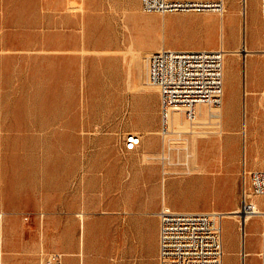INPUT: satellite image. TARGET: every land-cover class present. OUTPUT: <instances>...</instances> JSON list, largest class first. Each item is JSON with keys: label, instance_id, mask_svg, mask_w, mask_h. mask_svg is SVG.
Instances as JSON below:
<instances>
[{"label": "rangeland", "instance_id": "374dc122", "mask_svg": "<svg viewBox=\"0 0 264 264\" xmlns=\"http://www.w3.org/2000/svg\"><path fill=\"white\" fill-rule=\"evenodd\" d=\"M125 1L128 8L124 0H0L2 264H36L10 255L9 236H88L89 194L76 192L74 179L83 180L90 165L98 169L105 163L99 154L126 152L128 134L155 140V148L149 149L154 154L128 152L129 162L158 168L167 180V197L181 210H240L244 190L250 193L244 161L248 172L264 168L260 1L224 0L223 14H144L137 0ZM166 36H176L167 41V48H221L227 53L223 122L215 116L220 110H212L210 124L200 129L215 132L222 123L221 136L193 138L191 132L179 135L176 130L164 139L160 134V93L148 82L150 54L131 70L129 39L149 52ZM115 40L111 48L96 47ZM102 61L109 62L110 73L119 72L118 81L111 83L109 72H101V81L94 75L95 64ZM110 85L116 88L115 96L104 90ZM175 121H180L179 115ZM184 123L191 131L185 118ZM192 151L200 160L189 158V165L199 164L203 172L186 165ZM164 169L172 175H164ZM108 196L112 201L117 194ZM251 200L264 210V198ZM235 220L236 225L223 220L224 264L236 263L231 252L238 247L241 226ZM262 230L264 217L256 216L246 225L245 253ZM52 252L57 251H46Z\"/></svg>", "mask_w": 264, "mask_h": 264}, {"label": "crops", "instance_id": "0c3cea01", "mask_svg": "<svg viewBox=\"0 0 264 264\" xmlns=\"http://www.w3.org/2000/svg\"><path fill=\"white\" fill-rule=\"evenodd\" d=\"M259 1V16L262 21L261 0ZM137 2L139 5L140 0H137ZM122 5L128 8L125 0L122 2ZM176 36H166L160 47L149 52L137 49L135 44L142 46V43H136L133 38H130L129 51L132 54L131 70H133L136 63L145 59V54H151L161 49H172L167 48L165 45L168 40L176 39ZM116 41L97 43L96 47L100 49L111 48L115 45ZM174 50L194 51L198 49ZM134 53H139L141 58L135 59ZM247 56L245 57V61ZM93 69L94 75H98L99 81H101V72L103 71L102 74L104 72L110 73L111 65L108 61H102L96 63ZM110 74L111 83L119 80L120 74L117 70L112 71ZM104 90L111 92V95L115 96L114 92L116 88L114 86L110 85L106 89L104 88ZM219 110L220 114L213 115L219 116L221 121L223 119L222 107ZM211 112L204 106L200 107L197 122L190 123L192 125L191 131L186 130L187 126L184 123L182 114L173 113L169 123L168 134L162 137L165 139L176 130L179 135L191 132L193 138L210 134L211 132H201L200 129L208 125L209 120L213 118ZM177 115L180 116V121L178 122L175 121ZM220 125L221 130H224L222 123ZM137 135L140 137V145L135 150L126 151L124 145L126 152L99 154L97 157H100L105 163L98 169H93L90 165L88 174L83 177V180H81L82 178L80 176L74 179L73 183L76 192H86L89 194L88 203L85 207V211L89 216L87 222L88 236H30L31 238L22 236L24 240H20V236H9L11 239L9 241L10 255L18 260L24 258L36 264H43V255L46 254V251L54 250L63 255V264H160L159 213L161 208L166 206L177 211L200 210H181L172 205L171 199L167 197L165 192L164 184L167 180L165 178L162 180L161 172L155 166L130 164L128 152L132 154L138 153V155L142 154V156H151L154 154L149 153V149L151 146L155 148V140L151 142L149 138L146 140L139 134ZM189 158L195 162L197 159L200 160V156L195 151L189 154L186 165L189 170L195 171V169H200V172H203V166L199 164L198 168L197 166H190L191 160ZM163 161H167L166 156L163 157ZM260 169L262 170L264 168L261 167ZM163 172L164 175H172L165 169ZM221 184L219 183L218 186ZM109 194H117V196H114L112 201H110ZM122 194L124 195L122 196ZM255 205L259 211H264L257 204ZM79 217L83 222V214H79ZM253 218L247 220L243 226V230L240 229L241 231L239 230L240 232H238V247L231 252L236 261L235 264H245L246 258L251 259V264H262L260 253L262 251V235L264 234V230L259 232V236H255L256 241L250 250L246 253L244 252L245 227ZM226 219L232 220L235 225L237 223L235 218ZM110 222L113 224L112 232L108 230V224ZM27 238L30 241H27ZM22 246H25L26 251H22ZM225 254L224 250L223 264L225 262Z\"/></svg>", "mask_w": 264, "mask_h": 264}, {"label": "built area", "instance_id": "2783aa9c", "mask_svg": "<svg viewBox=\"0 0 264 264\" xmlns=\"http://www.w3.org/2000/svg\"><path fill=\"white\" fill-rule=\"evenodd\" d=\"M245 0H242V2ZM144 14H172L189 12L224 13V0L206 3L199 0H140ZM263 24V44L261 54L264 58V0H261ZM226 52L218 50H174L161 49L147 58L148 82L159 89L161 130L167 134L173 113H181L185 120L194 123L198 110L204 106L219 110L224 98V60ZM263 119H264V84ZM213 116V112H211ZM140 145L137 134L125 138V150L133 151ZM250 193L244 190L241 208L236 214H223L217 211H177L166 206L159 213V259L160 264H172L178 260L193 262L216 261L223 264V220L227 215H235L242 229L246 218L264 217L256 209L251 198H264V169L246 170ZM255 203V204H254ZM261 263L264 264V234L262 235ZM172 260H175L171 262ZM169 261L171 263H169ZM215 262V263H216ZM2 264V256H0ZM43 264H63V255L52 252L43 255ZM218 264V263H216Z\"/></svg>", "mask_w": 264, "mask_h": 264}, {"label": "bare ground", "instance_id": "6f19581e", "mask_svg": "<svg viewBox=\"0 0 264 264\" xmlns=\"http://www.w3.org/2000/svg\"><path fill=\"white\" fill-rule=\"evenodd\" d=\"M201 2V1H200ZM202 2H206V3H212V2H210V1H202ZM224 12H225V7H224ZM130 52V51H129ZM134 58L135 59H140L141 58V56H140V54L139 53H134ZM146 83V82H145ZM146 89V88H145ZM223 106H222V110H223V108H224V98H223V104H222ZM214 114V113H213ZM230 115H232V111L230 112ZM208 124H210V122H208ZM221 125L219 126V129H218V131H215V132H211V133H214V134H217V135H222L223 133H224V130H221ZM211 128V127H210ZM169 131V130H168ZM167 131V132H168ZM168 134V133H167ZM167 134H165V135H167ZM200 134V133H199ZM201 135V134H200ZM256 209H257V207H256ZM258 211H259V209H257ZM239 212V210L238 211H235L234 213H231V214H236V213H238ZM259 212H261V211H259ZM262 213V212H261ZM227 218H236V216L235 215H229ZM250 219V217H248V218H246V220H245V222L247 221V220H249ZM0 256H2V252H0ZM216 261H203V262H193V264H216V263H218V264H221L220 262H216ZM172 264H192V263H190V262H188V261H185V260H178V261H175L174 263H172Z\"/></svg>", "mask_w": 264, "mask_h": 264}]
</instances>
